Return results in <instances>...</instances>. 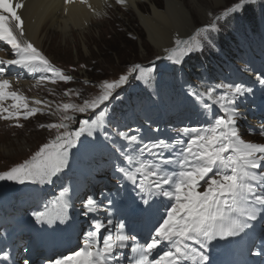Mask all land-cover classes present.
Masks as SVG:
<instances>
[{
	"label": "snow or ice",
	"instance_id": "obj_1",
	"mask_svg": "<svg viewBox=\"0 0 264 264\" xmlns=\"http://www.w3.org/2000/svg\"><path fill=\"white\" fill-rule=\"evenodd\" d=\"M73 3L74 0H65ZM85 2V0H81ZM124 4L125 0H116ZM251 0H239L229 13L237 12L250 3ZM22 2L14 0H0V42L10 46L12 59L0 58V119L19 121L20 109H26L24 119L34 115L38 109L28 107L27 99L11 88V81L5 77L7 66H17L29 73H52L53 77L63 81H71V76L54 67L51 62L27 39H24L25 28L22 15L18 10L24 9ZM227 15V13H225ZM221 17H216L218 21ZM216 23L197 31L191 40L177 39L176 48L171 50L168 59L178 61L179 56L187 55L194 47L200 46L202 33L216 30ZM140 65H136L129 73L135 72ZM129 75H123L115 82L105 81L102 94L92 100H85L83 105L64 104L62 110L68 112H95L101 104L108 101L112 92L128 82ZM51 79L52 83L56 79ZM264 84V80L260 81ZM219 87H225L220 85ZM210 89L205 93L209 100H213ZM251 92L243 85H228L224 94L216 99L224 115L214 118L207 128L184 127L176 131L186 139L179 137L174 143L157 140L143 143L136 149L139 157L134 160L127 155L129 165H135L134 170L119 167L117 170L123 176L137 184L141 192L150 198L160 197L161 207L157 224L154 225V235L150 242L139 244L135 235L126 234L125 225L118 224V231L113 235L111 231L101 238L102 230L110 229L113 220L109 216L107 222L97 220L94 231H89L84 238L83 247L71 255L64 256L56 264H120L124 250L135 254L134 264H184L186 261H196L206 264L208 256L204 249L217 239H227L238 236L251 225L249 221L257 219L258 213L264 212V143L246 142L239 134L237 127L238 114L229 107L236 104L237 98ZM15 103L4 107L6 100ZM35 103L40 104V100ZM7 113V115H5ZM61 123L41 125L48 129H64L53 141L44 144L30 161H26L9 171L0 173V180H14L23 184L26 180L48 183L66 167L69 151L76 146L80 137L87 133L93 135V128L89 120L81 121L76 131H69V124L63 121L74 120L73 116H62ZM23 127V125L16 124ZM118 135L130 142H136L135 135L129 136L125 132ZM259 135L264 136V131ZM176 146H179L178 148ZM175 149V151H173ZM165 151L172 153L165 156ZM147 153L152 160L144 159ZM203 189V190H201ZM149 199L144 203L152 207ZM96 202L89 198L85 204L88 212L96 210ZM37 220L52 223L51 214L36 213ZM136 242L139 246H132ZM161 245L162 254L153 257ZM198 245V248L192 247Z\"/></svg>",
	"mask_w": 264,
	"mask_h": 264
},
{
	"label": "rangeland",
	"instance_id": "obj_2",
	"mask_svg": "<svg viewBox=\"0 0 264 264\" xmlns=\"http://www.w3.org/2000/svg\"><path fill=\"white\" fill-rule=\"evenodd\" d=\"M178 1L183 2L187 7L192 18L191 22L196 26L189 38L185 40L181 39V41L191 40L192 37L196 36L197 31L201 28L208 27V25L213 22H215L217 26L216 30L202 33L200 37H197L200 41V46L194 47L193 51L188 54L197 51L201 52L206 46H208L206 41L208 39L211 40L214 33H231V31H236L234 26L228 23L227 19L229 16L242 10L232 13L228 12V9L232 8L239 2V0H217L219 2L218 8L215 7L214 2H210L209 0ZM256 1L258 4L264 6V0L263 2L262 0ZM151 2L161 7L160 9L165 10V0H151ZM139 7L144 14H150L151 6H148L147 4H139ZM110 10L111 12L103 17L104 21L99 22L96 20L90 26L91 29L85 33L81 34L76 31L77 36L74 38L70 35L69 38L63 39L60 32H54L49 25L45 27L43 36H46V38L45 40L43 39L44 43L42 42L43 55L54 67L59 66L61 69L63 68L69 71L68 75L72 76L73 82L70 84L64 81L58 82V84L54 85L55 88L53 90L47 89V86H44L37 90L25 89V93L20 91L19 95H24L29 101H32L31 98L36 97L37 94H41L43 98L47 100L46 103L49 104L48 108L51 110L48 115H45L42 112H37L30 116L31 119L29 120L20 119V124L23 125V127H13L10 123H0V173L9 171L12 167L30 161L44 144L53 141L57 135L64 132V129L62 128L59 130L48 129L47 127H41V125L61 123L62 116L69 115L73 116L74 120L63 122L69 124L68 130L70 131V127H72L73 124H76V118H79L81 115L80 112H73L71 109H69L68 112H64L62 110L64 104H76L82 106L85 100L92 101L98 98L103 92L102 85L105 81H118L121 76L129 75L130 71L136 65H140V68L136 69L135 72H132L131 75H129L128 82L115 89L110 98H112L114 93L118 92L122 87L125 88V86H128L130 82L132 85L134 84L135 88L130 90L128 94L129 96L123 94L122 96L117 97L110 107H106L98 114V117L100 118L104 116L106 117L103 121L104 123L99 125L97 130L107 137L115 136L120 129V124H132V118L136 115H139L140 117H148L150 119H158V116L163 117L166 115L167 112L161 107V103H163L161 97H163L168 110H171L172 108L183 110L189 104L186 97L190 90H194L195 92H198L199 90H208L210 87L209 79L214 82L213 89L216 88L218 83V68L211 63L206 56H204L190 59V61L192 60L195 63V67L192 68L190 63L188 66L189 73L201 86L199 89L194 88L191 82L189 83L183 80L182 75L177 69V65L174 66L171 75L160 76V71L157 74L159 79L153 78L150 81V87L136 89L145 86L144 82L149 79L148 74L154 69L159 68L164 71L170 69L173 60H169L168 57L171 55V50L175 49L177 46L175 43L165 55H159L158 52L154 51L152 46L147 43L146 32L140 25L137 13L132 7L118 5L117 8L110 7ZM225 13H227V15H225ZM218 16L221 17V19L217 21L216 17ZM203 20H206V24H204L205 22H203ZM48 28L49 31H46ZM85 35L89 37L87 40L90 41L87 48L84 46V43H86V39H84ZM9 48L10 46L1 43L0 55L9 58ZM11 56H13V54ZM180 58H182V56H179L178 59ZM174 60L176 59L174 58ZM27 74V79L30 82V77H32L33 74ZM41 82L42 79L38 77L35 83H31V86L39 87ZM228 83L229 85L238 84L236 81H229ZM225 91L226 89L222 91V94H224ZM148 94H150V96H148ZM136 98H139L140 101H144L147 104L140 107V103L135 100ZM133 101L135 102L134 106H132ZM14 103L15 102L10 99L8 102H4L8 107ZM21 111L22 108L20 109V112ZM83 120L84 119L80 120V126L81 121ZM143 124L149 126L147 127L145 125H140V123H136L134 132L128 134L129 136L135 135L137 137L136 142H130L120 137V141H122L120 161L113 165L115 172L111 173L112 178L119 177L120 180H116L118 182H116V190L114 189V193H107L105 198L101 200L102 202H106L110 209L114 208L119 196L123 198L122 190L125 188L124 190L126 191V186L131 182L117 170L119 167L134 170L135 165H129L126 156L132 155L134 160L137 159L139 153L136 149L141 147L143 143L157 141L156 131L160 133V138L162 140H165L163 137L167 138L172 137L173 135L172 139L175 142L177 137H179L178 134L177 137H174L175 133L168 134L173 130H176L175 126H172V128L168 127L167 130L160 129V123L152 124V122L143 120ZM240 128L242 129V127ZM161 133H163V135ZM84 135L87 136L88 134L85 133ZM100 137L103 141L106 140V137ZM96 138H98V135H96ZM261 143H264V141L261 140ZM77 144L82 145V142L78 140L76 145ZM5 148H8L9 153L5 152ZM82 149L85 153L87 151L90 156H95L98 152L99 144H96L91 149H85L84 147H82ZM143 158L150 160V155L145 153ZM74 163V160L67 159V165L63 169L67 173L72 172V169H74L76 170V173L79 172L80 178H84L86 173L78 165L73 167ZM100 174L103 173L97 171V173L93 175L97 176ZM101 176L102 175H100V177ZM111 177L104 176L101 179L102 184L113 183L114 181H112L113 179H111ZM58 179L59 185L62 187V193L58 196V186L51 189L52 193H48L47 196L50 206H59L60 199L63 198L70 200V202L74 204L75 209L85 207V205L79 207L80 204L76 206L75 203L81 200L82 202H85L86 197L83 195L84 193H88L85 192V190H87L90 183L89 177L78 181V183L77 181L70 180L67 175ZM4 181L6 180H0V184L2 183L0 197L15 194L17 186L9 185ZM52 182H48L47 184L52 186ZM38 194L39 190L34 189L32 191L33 197H36ZM116 194H118V196L115 199L114 197ZM127 195L131 197L130 192H127ZM101 201H99L100 205ZM63 206L68 211H71V207L67 202H64ZM52 213V216L57 219L60 212L57 209ZM1 255L2 254H0V256Z\"/></svg>",
	"mask_w": 264,
	"mask_h": 264
},
{
	"label": "bare ground",
	"instance_id": "obj_3",
	"mask_svg": "<svg viewBox=\"0 0 264 264\" xmlns=\"http://www.w3.org/2000/svg\"><path fill=\"white\" fill-rule=\"evenodd\" d=\"M209 1L214 2L215 7L218 8L219 2L217 0ZM16 2L25 4L24 9L18 10V14H21L24 20V39L31 42L41 53H43L42 42L44 43L46 38V36H43L46 26L49 25L54 32H60L63 39L69 38L70 35L74 38L77 36L76 31L81 34L85 33L91 29L90 26L96 20L99 22L104 21L103 17L111 12L110 7H118L116 0H85V2L74 0L71 4L66 3L65 0H14V3ZM139 4L151 6L150 14H144ZM124 5L132 7L136 11L138 21L146 32L147 43L161 56L165 55L175 45L177 39L185 40L189 38L196 28L195 24L191 22L192 18L189 10H187L183 2L178 0H165V10L160 9L161 7L153 4L151 0H125ZM203 22L206 24V20H203ZM46 31H49V28ZM84 39H86L84 46L87 48L90 42L87 40L89 37L85 35ZM6 78L14 85L19 84V81L17 82L12 77ZM33 104H36L35 100ZM4 121V119H0V123ZM4 150L5 152L9 151L8 148ZM137 192L138 197L144 203V193L140 189ZM136 215L137 217L133 214L130 216L132 218L135 217L132 221V226L128 228L132 233L141 228L149 230L154 227V225H146L143 222L145 218L143 212L138 211ZM249 224L251 226L246 228V230H250L254 225L253 221H249ZM61 236L59 230H53L54 238L60 239ZM234 239L237 240L238 236H235ZM137 240L141 241L142 239L137 237ZM50 241L51 238L48 237L42 243ZM208 249L212 248L208 247ZM163 250L164 245H161L155 254L162 253ZM218 264H221V262H218Z\"/></svg>",
	"mask_w": 264,
	"mask_h": 264
},
{
	"label": "trees",
	"instance_id": "obj_4",
	"mask_svg": "<svg viewBox=\"0 0 264 264\" xmlns=\"http://www.w3.org/2000/svg\"><path fill=\"white\" fill-rule=\"evenodd\" d=\"M244 21L242 22L245 27H250V29H257L259 27V23L256 20V16L248 12V10H245L244 13Z\"/></svg>",
	"mask_w": 264,
	"mask_h": 264
}]
</instances>
